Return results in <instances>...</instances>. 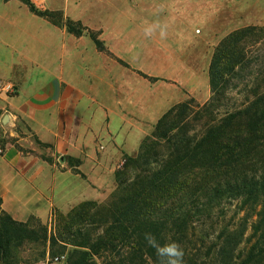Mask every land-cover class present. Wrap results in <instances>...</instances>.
Masks as SVG:
<instances>
[{
	"label": "rangeland",
	"instance_id": "obj_1",
	"mask_svg": "<svg viewBox=\"0 0 264 264\" xmlns=\"http://www.w3.org/2000/svg\"><path fill=\"white\" fill-rule=\"evenodd\" d=\"M97 1H69V15L78 21L61 9L62 0H30L42 11L78 22L102 42L103 50L96 49L88 33L75 37L54 26L68 34L69 50L83 53L81 64V59L71 61L80 65L74 75L80 92L73 95L64 153L39 156L53 166L51 212L45 220L31 216L26 221L36 234L32 240H12L11 264H56L51 257L57 256L66 257L59 264L78 259L83 264H160L144 240L146 232L161 244L178 242L184 264H264L262 231L253 229L259 206H244L241 200L224 199L199 215L167 218L166 208L175 203H164L158 194L153 209L137 200L136 209L116 221L118 210L138 189L131 184L134 168L124 172L126 157L137 156L169 109L209 100L215 48L240 29L264 30V0H102L104 22ZM157 21L168 25L167 38H146L145 22ZM262 42L247 49L254 61L253 80H264ZM238 82L219 101L218 116L244 102L245 87L252 83ZM43 234L46 240L33 242ZM250 252L255 255L251 261Z\"/></svg>",
	"mask_w": 264,
	"mask_h": 264
},
{
	"label": "trees",
	"instance_id": "obj_2",
	"mask_svg": "<svg viewBox=\"0 0 264 264\" xmlns=\"http://www.w3.org/2000/svg\"><path fill=\"white\" fill-rule=\"evenodd\" d=\"M18 1L33 15L64 28L70 35L81 37L88 33L96 49L103 50L102 42L78 22L42 11L30 0ZM262 41L261 28L246 27L229 34L212 55L209 100L202 106L189 100L169 109L157 122L152 137L142 142L137 156L126 157L124 172L134 168L131 184L138 189L118 210L116 221L135 210L137 200L153 209L158 194L164 203L169 199L175 203L172 209L166 208L167 218L175 214L199 215L224 199L241 200L244 206H259L253 229L261 230L264 238V80L251 78L254 61L247 51ZM241 80L252 83L249 89L245 87L244 102L233 110L225 108L224 114L218 116L219 101L232 82ZM201 121L198 130L186 134L190 125ZM121 195L129 196L126 190ZM35 234L26 222H18L2 211L0 202L1 264H11L12 240H32ZM40 238L46 240V235L35 237L33 242ZM254 257L250 252L247 259Z\"/></svg>",
	"mask_w": 264,
	"mask_h": 264
},
{
	"label": "crops",
	"instance_id": "obj_3",
	"mask_svg": "<svg viewBox=\"0 0 264 264\" xmlns=\"http://www.w3.org/2000/svg\"><path fill=\"white\" fill-rule=\"evenodd\" d=\"M69 1L61 9L78 20L69 15ZM94 4L103 13L102 0ZM68 39L20 1L0 0V202L18 222L51 212L53 166L39 156L63 154L69 139L72 99L80 92L74 77L80 65L71 61L81 64L83 53L69 50Z\"/></svg>",
	"mask_w": 264,
	"mask_h": 264
},
{
	"label": "clouds",
	"instance_id": "obj_4",
	"mask_svg": "<svg viewBox=\"0 0 264 264\" xmlns=\"http://www.w3.org/2000/svg\"><path fill=\"white\" fill-rule=\"evenodd\" d=\"M168 25L160 22H145L143 27V35L146 38H151L159 35L160 39H166L168 35ZM146 244L155 250V254L160 264H184L185 251L182 246L176 241H169L161 244L156 236L151 232L144 234ZM60 261H66V257H58L56 264Z\"/></svg>",
	"mask_w": 264,
	"mask_h": 264
},
{
	"label": "built area",
	"instance_id": "obj_5",
	"mask_svg": "<svg viewBox=\"0 0 264 264\" xmlns=\"http://www.w3.org/2000/svg\"><path fill=\"white\" fill-rule=\"evenodd\" d=\"M3 90L9 95H13L15 93L14 87L11 85L4 86ZM58 257H63V256H57V257L51 258V261L56 263Z\"/></svg>",
	"mask_w": 264,
	"mask_h": 264
},
{
	"label": "water",
	"instance_id": "obj_6",
	"mask_svg": "<svg viewBox=\"0 0 264 264\" xmlns=\"http://www.w3.org/2000/svg\"><path fill=\"white\" fill-rule=\"evenodd\" d=\"M59 162H60L61 164H63V163L65 162V157H61L60 160H59Z\"/></svg>",
	"mask_w": 264,
	"mask_h": 264
}]
</instances>
